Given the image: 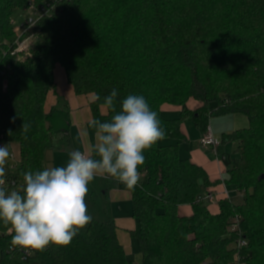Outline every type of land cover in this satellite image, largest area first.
Returning a JSON list of instances; mask_svg holds the SVG:
<instances>
[{"label":"trees","instance_id":"16d2710c","mask_svg":"<svg viewBox=\"0 0 264 264\" xmlns=\"http://www.w3.org/2000/svg\"><path fill=\"white\" fill-rule=\"evenodd\" d=\"M31 1L46 0H0L1 40ZM57 6L39 22L27 57L5 55L0 45V137L20 147L17 189L21 173L46 168V152L68 136L69 110L45 111L58 64L77 94L101 97L90 104L94 119L105 122L115 114H102L100 107L113 89L117 112L127 95H143L165 138H182L184 121L206 131L207 110L191 111L190 99L218 102L219 115L240 112L250 121L223 135L238 147L229 174L242 202L223 201L220 213L212 214L200 199L211 185L206 171L158 141L144 152L140 186L129 190L138 222L132 236L140 264H264V0H63ZM167 103L182 107L179 118L162 117ZM24 122L31 125L27 139ZM183 205L192 207L191 216L180 213ZM236 214L248 240L241 250L228 231ZM6 232L0 225L1 247L10 241ZM5 262L130 264L113 219L92 220L67 247L49 245L28 261L16 256Z\"/></svg>","mask_w":264,"mask_h":264},{"label":"clouds","instance_id":"9594fccd","mask_svg":"<svg viewBox=\"0 0 264 264\" xmlns=\"http://www.w3.org/2000/svg\"><path fill=\"white\" fill-rule=\"evenodd\" d=\"M117 95L113 89L100 105L105 114L115 113L110 120H89L95 143L87 151L71 152L66 166L21 173L23 182L18 189L5 187L10 151L8 144L0 146V225L11 236L10 252L24 250L32 256L49 245H70L93 220L85 198L94 178H114L130 191L140 186L144 152L164 139L167 132L143 95H127L120 101L119 112ZM91 99L97 102L101 97L92 93ZM30 128L27 122L21 126L25 139Z\"/></svg>","mask_w":264,"mask_h":264},{"label":"rangeland","instance_id":"374dc122","mask_svg":"<svg viewBox=\"0 0 264 264\" xmlns=\"http://www.w3.org/2000/svg\"><path fill=\"white\" fill-rule=\"evenodd\" d=\"M39 3V1H37ZM58 6L56 7V10ZM28 8L18 10L14 15L11 26L12 29L5 37V39L0 40L3 43L2 50L5 54V51H8L7 44L13 43L16 40V34L14 31L13 21L19 20L26 15ZM57 13V11H56ZM39 24V23H38ZM40 28L38 25L32 29L28 39L27 44L29 45V53L32 50V45L35 37L38 35ZM5 43V45H4ZM1 45V44H0ZM27 52L20 53L22 57L28 56ZM195 99H190L188 101V108L194 111L197 107H204L207 110L209 116V125L212 127V131L214 136L220 141V146L217 149V155L220 159V169L218 162L216 160V155L212 151H205L198 142L197 139V126L194 121H184L182 123V127L187 130L182 132V138H164L159 141V144L164 147H175L179 151V155L183 159L190 160L191 163L196 164L202 167L211 182L210 187L207 190V193H213L216 195L213 202H207L208 210L212 214L220 213V204L223 201H229L233 204H239L243 200L244 194L240 192L237 186L231 182L229 170L233 167L234 162L239 158L238 147L235 142L232 141H224L223 134L231 133L238 129L248 128L250 125V121L248 116L245 113H230L226 115H219L217 113L219 109L218 102H210L207 105L202 104L200 101L196 100L194 104L192 103ZM193 106L191 107V105ZM181 116V106L178 104H170L167 103L165 109L163 111L164 119H175ZM184 125V126H183ZM9 147L10 155L13 154V158L9 159L6 164L19 166L20 165V149L17 145L13 143L5 142L4 145ZM65 144L63 141L60 145L62 147ZM55 149V148H53ZM50 150L49 153H57L56 150ZM55 151V152H53ZM59 155V154H57ZM69 154H62L63 157H67L69 160ZM223 157H230L231 165L226 166L223 162ZM66 160V162H68ZM220 171L223 174L222 178L220 177ZM109 180L103 179H93L88 185V194L85 198V202L88 208V214L93 217L94 220H105L108 215L112 218L125 220V223L130 227L133 226L134 222L137 220L133 217L131 202L129 199L122 198L120 201L114 198V191L117 190V194L127 193L128 190L121 183H118L116 180L112 178H108ZM224 180L227 184V189L230 192V197L228 198L226 195L221 194L224 191ZM112 183L111 190L106 192L107 184ZM120 194V193H119ZM192 207L187 205L181 208V214L189 217L192 215ZM136 229L135 231H137ZM125 234V242L128 245V261L130 264H140L141 263V254L139 249L138 240L132 236L131 232H124ZM38 264V263H33Z\"/></svg>","mask_w":264,"mask_h":264},{"label":"crops","instance_id":"0c3cea01","mask_svg":"<svg viewBox=\"0 0 264 264\" xmlns=\"http://www.w3.org/2000/svg\"><path fill=\"white\" fill-rule=\"evenodd\" d=\"M54 79L56 82V89L51 91L48 94L46 104H45V111L50 112L51 109L58 107V106L67 108L70 112L71 124L69 127L68 136H67L66 140L64 141L65 144L59 148H55V149L52 148L53 150H56L57 153H49L50 150H52V149H49L46 152V154H45V166L46 167L66 166V164H67L66 160H68V158L63 157L62 154H67V153L70 154L71 152H73L75 150L85 152L88 150L90 145H93L95 143V130L92 127H90V125L88 123L90 119H94L93 114H92V110H91V106H90V104L92 102L91 95L90 94H88V95L77 94L75 92L74 87L71 84H69L64 68L59 64L55 68ZM195 102H197V101L194 100L192 103L194 104ZM193 104L191 105V107L193 106ZM165 106H166V104L162 106V116H163V111L165 109ZM200 107H202V106H200ZM200 107H197L195 110L199 109ZM181 111H182V107H181ZM101 112H102V114H105L104 110H102V109H101ZM181 130H183L185 132L187 129L183 128L181 126ZM197 130H198V132H196L197 133V139H198L199 145L201 146L200 138L204 134V129L197 126ZM211 130H212V127H211ZM13 144L17 145L19 147L18 144H15V143H13ZM19 149H20V147H19ZM53 152H55V151H53ZM57 154H59V155H57ZM226 159L228 161V159L230 160V157H226ZM216 160L218 162L219 169H220L221 161L218 158V156H216ZM229 165L230 164H228V166ZM222 176H223V174L220 171V177L222 178ZM94 179L109 180L108 178H105V177H96ZM112 179H114V178H112ZM111 186H112V183H109V185L107 184L106 192L108 190H111ZM224 187H225V185H224ZM226 188H227V184H226ZM224 190H225V188H224ZM112 191H114V198L116 200L120 201L122 198L129 199L131 202V207H132V199H131V194H130L129 190L127 193L119 192L120 194L116 193L117 190H112ZM223 192H221V194H223ZM184 206H187V205H183L179 208L180 213H181V208H183ZM132 212H133V207H132ZM108 219H113L116 226L118 227V238H119L120 243L125 248V251H126V254L128 257L129 250H128V245L125 242L124 232L125 231H127V232L129 231L131 233L134 232L136 229H138V222H134L133 226L129 227L125 223V220L112 218L109 215L105 220H108ZM105 220H102V221H105ZM98 221H100V220H98Z\"/></svg>","mask_w":264,"mask_h":264},{"label":"built area","instance_id":"2783aa9c","mask_svg":"<svg viewBox=\"0 0 264 264\" xmlns=\"http://www.w3.org/2000/svg\"><path fill=\"white\" fill-rule=\"evenodd\" d=\"M61 1L63 0H52V2L46 0L43 3H37L31 1L29 3V7L26 15L23 16V18H20L19 20L13 21L15 27L14 31L16 34V40L13 43L7 44L9 48L8 51H5V55L10 54L11 56H20L21 55L20 53L27 52L29 50V45L27 44L28 39L26 38L29 36V33H31L32 29L35 28L40 21H42L45 18L52 17V15L56 12L57 3ZM2 139L3 137L1 136L0 146H4L5 144V142ZM200 144L204 150L212 151L216 156H218L217 149L220 146V141L214 136L210 125L207 126L206 131L200 138ZM13 157H14L13 154H11L9 159H12ZM18 167L19 166H14V165L11 166L9 164L5 165L6 188L11 189L18 187V183H19V179L17 178ZM105 178H111V177H105ZM222 183H224L225 185V190L223 194L229 198L230 192L226 188V182L222 180ZM215 197H216L215 194L206 192L200 197V199L203 202L207 203V202H213ZM228 231H229V235L235 238L232 245L236 249L241 250L242 248L248 246V240L245 236H243L240 215L236 214L230 219ZM6 235L10 237V241H11V236L8 234V232H6ZM10 241L7 242L4 247L0 246V264H5L6 263L5 258L7 257L12 258L19 256L22 261H28L36 255V252H34L32 256H27L24 250H14L10 252L9 251V248L11 247Z\"/></svg>","mask_w":264,"mask_h":264},{"label":"water","instance_id":"95a60500","mask_svg":"<svg viewBox=\"0 0 264 264\" xmlns=\"http://www.w3.org/2000/svg\"><path fill=\"white\" fill-rule=\"evenodd\" d=\"M222 159H223L224 164H225L226 166H228L229 163H228L226 157H223ZM262 178H264V175L262 176Z\"/></svg>","mask_w":264,"mask_h":264}]
</instances>
